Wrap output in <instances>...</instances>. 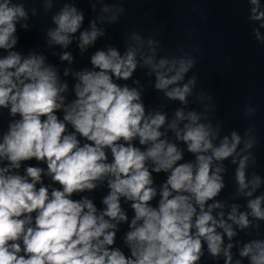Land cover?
<instances>
[{"label":"clouds","instance_id":"clouds-1","mask_svg":"<svg viewBox=\"0 0 264 264\" xmlns=\"http://www.w3.org/2000/svg\"><path fill=\"white\" fill-rule=\"evenodd\" d=\"M260 2L249 0L252 19L261 21L264 28ZM26 18L23 5L0 0V49L8 50L16 44V25ZM83 20L75 7L65 6L53 17L57 27L48 35L55 44L67 46ZM100 34L95 23L90 32H81V49L94 43ZM256 35L259 39V31ZM61 59L70 60V54H63ZM137 63L135 49H129L123 57L114 48L95 52L91 64L96 70L77 73V98L65 106L60 93L67 90V84H59L57 73L45 66L42 56L22 59L19 53L10 52L0 59V107L10 105L11 115L19 116L0 143V161H7L0 166V264H197L202 239L213 256L220 254L223 238L217 227L224 229L229 239L235 235L230 225L211 214L221 205H210L208 210L205 205L224 187L219 175L222 169L213 171V160L232 157L240 136L233 132L231 142L224 137L219 146H214L210 126L199 123L195 112L186 116L183 110H177L169 127L196 161L178 163L183 153L174 143L161 139L165 115L146 116L140 92L113 82V77L130 79ZM144 64L155 73L157 90L164 91L168 99L186 102L192 81L171 90L169 87L184 79L191 60L169 63L161 59L154 63L149 57ZM60 109L64 111L63 120L56 114ZM184 120L187 123L181 131L178 123ZM68 125L73 132H67ZM77 133L87 142L81 144ZM137 138L146 146L144 150L132 143ZM246 147H252L251 142ZM106 150L111 152V162ZM32 159L46 163L47 174L60 188L50 192L48 187H37L43 168L29 166L26 175L18 174L21 162ZM148 161L154 165L152 171L170 173L158 207L150 204L157 192L151 186ZM247 161V156L242 157L236 170L241 191L248 186ZM105 177L110 192L102 201L106 208L99 215L91 200L71 198L76 192L94 189L95 182ZM252 184L258 187L259 177H253ZM246 195L252 196V192ZM121 197L132 201L135 213L126 234L130 257L109 247L115 239L110 229L116 227L110 220H127ZM262 201L264 197L248 202L257 220H264ZM228 219L242 229L250 223L247 213L237 217L235 207ZM232 247L229 244L223 250L225 264H232ZM239 255L249 264H264V240L245 244Z\"/></svg>","mask_w":264,"mask_h":264}]
</instances>
